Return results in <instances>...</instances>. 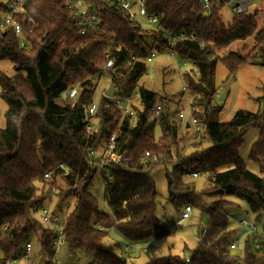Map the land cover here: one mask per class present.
Instances as JSON below:
<instances>
[{
    "label": "trees",
    "instance_id": "16d2710c",
    "mask_svg": "<svg viewBox=\"0 0 264 264\" xmlns=\"http://www.w3.org/2000/svg\"><path fill=\"white\" fill-rule=\"evenodd\" d=\"M10 1L0 0V12ZM226 1L212 0L211 14H205L202 0H147L149 13L162 18L175 35L196 36L195 41H179L176 50L190 66L182 72L187 90L176 101L170 95L162 98L139 83L147 65L138 61L132 68H120L123 78L112 75V82L120 95L140 93L133 108L136 116L130 118L119 111L115 117L106 115L97 134L87 133L86 127L88 108L102 94L94 78L109 61L102 31L80 35L79 25L67 9L69 0H30L26 12L16 17L22 33L17 34L11 26L1 31L0 61L12 62L17 73L9 77L0 70L1 96L8 107L6 126L0 128V264H19L29 242L39 247V264L53 263L52 230L40 221V211L57 196L52 188L59 191L54 210L57 216L63 214L69 198H77L73 213L63 218L71 260L130 264L117 253V244L105 242L109 230L101 231L94 225L115 227L133 244L148 243L161 235L166 228L157 217L158 195L152 172L165 166L171 167L166 172L168 203L178 213L188 205L200 210L208 218L207 232L190 256L153 257L147 264H230L228 246L242 228L241 224L233 228L229 198L245 202L251 220L264 233V178L251 173L240 158L246 131L257 127L260 134L249 158L261 163L264 170V109L255 114L240 110L230 122L220 123L216 116L221 107L214 102L220 91L214 82L218 61L230 76L243 66H264V27L251 13L237 14L233 24L225 26L221 13ZM94 2L102 10L101 28L111 29L115 36L110 57H118L117 62L124 60L126 51L143 58L153 49H166L159 36L150 38L152 44L146 43L119 11ZM74 86L80 90L75 107L71 108L69 101L58 103ZM185 95L192 118L200 125L199 138L191 120L178 118L179 110L174 113L178 123L168 113H161L160 124L152 116L160 102L180 105ZM114 132L118 135L117 150L128 157L129 164L112 168L113 183L101 174L113 224L90 192L99 172L86 166V156L89 149L108 143ZM202 140H207L209 147L200 148ZM183 142L195 144L196 150L177 155ZM147 153L151 156L144 161ZM152 156L160 159L156 162ZM46 172H53L48 183ZM194 174L205 176L209 187L197 192L196 185L184 179ZM122 253L127 254L125 250ZM244 254L245 264H264V247L253 251L247 242Z\"/></svg>",
    "mask_w": 264,
    "mask_h": 264
},
{
    "label": "rangeland",
    "instance_id": "374dc122",
    "mask_svg": "<svg viewBox=\"0 0 264 264\" xmlns=\"http://www.w3.org/2000/svg\"><path fill=\"white\" fill-rule=\"evenodd\" d=\"M249 10L251 14H256L258 25L264 27V0H256L249 7ZM234 17L235 13L233 12V10H231L230 5H225L221 13V20L225 24V26H231L233 24ZM132 30L135 32L137 31L134 29ZM150 38L152 37L147 36L143 40H145L146 43L150 42L152 44ZM249 45L251 46V44ZM165 55L166 54H160V56L157 57L154 62L147 64V71L139 83L146 89H150L156 92L162 98L170 95L171 98L173 100L175 99L176 101L179 95L187 90L184 82V74L182 72L189 70L190 66L182 64L183 61L181 59H178V61H176L175 59L169 58ZM0 70L9 77L17 73V69L15 68L14 64L7 60L0 61ZM215 72V86L219 88L221 92L220 96L216 97L214 101L221 107L220 112L216 116V120L218 122H230L234 118L233 116L235 115V113L239 112L240 110L253 114L263 111L264 100L262 99L264 98V66L259 64L243 66L239 68L238 72L235 75L230 76L224 65L220 61H218ZM97 85H100L98 88V92L100 93H102L103 89L107 87V83L104 80L99 81ZM224 93H226V96L223 100H221V97L224 95ZM98 99L99 97H96V102L98 101ZM66 102L68 101L58 100V103H61L62 105ZM180 102V105L178 103L168 104L166 102H160L163 107V113H168L170 117L173 116L174 119L176 118L175 120L177 123L178 118L175 114L182 108H184L186 113L185 122L190 120L188 114L190 103L187 95H185L184 99ZM7 110L8 107L1 96L0 88L1 129L5 128L6 126L5 113ZM159 132L160 131H157L156 133L158 134V137H160ZM259 134L260 132L257 127L249 128L246 131L244 142L241 145L240 158L243 160L247 169L251 173L264 178V170H262L263 165L257 161L254 162L249 158L250 152L252 150V145L256 142ZM191 137L189 139H191ZM162 145L164 146L166 144ZM201 145L202 146L200 148L209 147V142H207V140H202ZM178 146L179 145L177 144V147ZM194 146L195 144L193 143L183 142V147L182 149L180 148L181 151H179L180 153L178 152L177 155H190L196 150ZM41 155H43V153H41ZM167 170H171V167H160L152 172V179L155 182L158 195L157 217L161 220L162 225L165 226V231L158 237L152 238V240L148 243L137 244L126 241L122 236L118 234L115 227L108 231L109 235L108 238H106L105 242L107 241L112 244H117V253L123 254L124 258H128L130 264H147L153 257H166L168 255H179L182 257L190 256L189 253L196 249L198 246L195 237L198 236L201 228L207 225L206 223L208 221V218L206 216H202L200 210L192 208V218L184 223L182 227H175L174 224L178 218L179 213L174 210L173 206L167 201ZM184 179L189 183H194L196 185L197 192H200L203 189L209 187V183L205 176H199L196 179L192 177ZM46 182L48 183L49 179H47ZM51 192L52 194H56L57 196L59 194V191L56 188H52ZM90 192L94 197L98 199L100 209L110 216V219L114 224L113 211L109 209L105 201L104 177L100 173H97L95 175L90 188ZM57 196L55 197L53 195V198L48 203L49 206H56L58 202ZM76 199L77 198L71 197L64 203L63 214L60 215L62 219L67 218L73 213L76 205ZM207 201L209 200L207 199ZM229 201L232 202V206L229 207V212L231 213V223L233 224V228L238 229L240 227L239 221L243 218L252 219V215L249 212V209L247 208L245 202H241L235 198H229ZM113 224L110 225L113 226ZM34 240H36V238ZM64 243L65 244L61 248L60 253V256L63 258L64 262L68 264H79L77 260L76 262L74 260H71L68 254L69 249L66 246V240L64 241ZM33 244L34 246L30 254V259H33L38 263L39 257L37 255V251L39 250V247L37 244ZM128 245L132 246L133 248L132 251L127 252V254L130 253L127 255L122 252H124ZM19 264L28 263L26 259H22L19 261Z\"/></svg>",
    "mask_w": 264,
    "mask_h": 264
},
{
    "label": "built area",
    "instance_id": "2783aa9c",
    "mask_svg": "<svg viewBox=\"0 0 264 264\" xmlns=\"http://www.w3.org/2000/svg\"><path fill=\"white\" fill-rule=\"evenodd\" d=\"M30 0H12L10 1L6 9L0 12V33L7 27L11 26L17 34H21V26L17 22L16 17L23 15L25 10V5ZM102 2L103 4L109 6L115 11H119L123 16L125 22L130 26V28L137 30L139 36L142 39L145 37H154L157 35L160 37L161 41L166 43V49L159 52L157 49H153L146 57L140 58L136 56L133 51H126L124 60L117 62L118 57L111 56V48L115 45V36L111 33V29L101 28L103 26V14L101 8L96 4V2ZM256 0H227L226 4L230 5L231 10L237 14H249V7ZM202 11L205 14H211V3L212 0H202ZM67 9L71 12L72 17L75 22L79 25L80 35H86L88 32L98 33L102 31L105 40V56L109 59L107 64L102 69V72L94 78L95 83L104 80L107 83V87L103 89L100 101L94 102L87 111V133L97 134L103 126L104 116L115 117L116 112H121L123 115H127L130 118L136 116V112L133 109L134 106L138 105L140 99V93L136 92L131 97H126L118 94V89L113 85L112 75L115 77L119 76L123 78L122 74H119L120 68H132V66L141 61L145 65L154 62L160 54H166L170 58L181 59L177 55V46L179 41L188 39L190 41H195L196 36L194 34L187 36L184 33L175 35L173 31L166 27L158 15L151 14L147 8V0H69L67 4ZM136 31V32H137ZM186 63V62H185ZM110 85L113 86L115 90L114 96L107 95L108 88ZM185 88V87H184ZM186 90V89H185ZM80 90L78 86H74L68 94H65L64 100L69 101L71 108L75 107V99L77 98ZM221 94L218 91L217 96ZM103 98L105 99L103 101ZM163 112V107L158 104L154 109L152 116L156 119L157 123H161V113ZM185 110L181 109L179 111L178 118L181 120L185 119ZM189 117L191 118L190 125L196 133V137H200V125L192 118V111H188ZM111 129V128H110ZM117 132H114L108 143H103L101 146L89 149L86 156V166L93 170H97L100 174L106 175L107 180L113 183L112 168L113 167H126L129 164V159L117 150ZM151 154L147 153L144 161L149 159ZM154 161H158L160 157L152 156ZM172 163V162H171ZM61 169L68 172L67 169L60 165ZM54 171V170H53ZM53 172H46L44 178L50 179ZM198 174L192 175L193 178L198 177ZM54 191V189H53ZM53 198V197H52ZM55 206H46L45 209L40 211V221L46 224L50 230H52V247L54 249V261L52 264H68L65 263L63 258L60 256L61 248L64 246L65 234L63 228V219L61 216H57L54 213ZM193 216V209L191 206H185L182 211L178 214V218L175 222V227H182ZM241 224L242 233L239 237L234 238V240L229 244V258L230 264H245V254L244 245L249 242L253 251H259L264 247V233L259 230V225L253 220L243 218L239 222ZM101 231H108L113 227H105L99 223L94 225ZM207 228L203 226L198 236L195 237L197 243H202L206 235ZM34 244L32 242L26 243L24 250V257L28 264H39L35 260L30 259V254L33 250ZM132 246L128 245L125 249L126 252L132 251ZM187 261H190L187 258ZM13 262L8 261L7 264H12Z\"/></svg>",
    "mask_w": 264,
    "mask_h": 264
},
{
    "label": "water",
    "instance_id": "95a60500",
    "mask_svg": "<svg viewBox=\"0 0 264 264\" xmlns=\"http://www.w3.org/2000/svg\"><path fill=\"white\" fill-rule=\"evenodd\" d=\"M107 95L109 96H114L115 95V90L113 89V86L110 85V87L108 88V91H107ZM66 95H64V98H65ZM226 96V93H224V95L221 97V100H223ZM123 261H126V258H123ZM88 262V259H83L79 264H87Z\"/></svg>",
    "mask_w": 264,
    "mask_h": 264
},
{
    "label": "crops",
    "instance_id": "0c3cea01",
    "mask_svg": "<svg viewBox=\"0 0 264 264\" xmlns=\"http://www.w3.org/2000/svg\"><path fill=\"white\" fill-rule=\"evenodd\" d=\"M165 56L169 57L168 55H165ZM169 58H170V57H169ZM182 64L187 65V63H185L184 61H183ZM180 66H181V64H180Z\"/></svg>",
    "mask_w": 264,
    "mask_h": 264
}]
</instances>
